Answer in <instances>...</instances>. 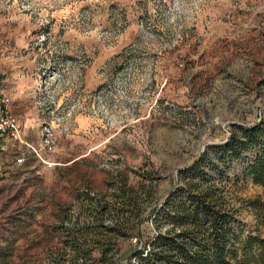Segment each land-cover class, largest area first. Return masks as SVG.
Wrapping results in <instances>:
<instances>
[{"label":"rangeland","instance_id":"374dc122","mask_svg":"<svg viewBox=\"0 0 264 264\" xmlns=\"http://www.w3.org/2000/svg\"><path fill=\"white\" fill-rule=\"evenodd\" d=\"M0 77L19 121L0 132V249L49 264L80 191L154 171L160 200L206 146L264 119V0H0ZM261 194L241 180L228 199L264 238Z\"/></svg>","mask_w":264,"mask_h":264},{"label":"trees","instance_id":"16d2710c","mask_svg":"<svg viewBox=\"0 0 264 264\" xmlns=\"http://www.w3.org/2000/svg\"><path fill=\"white\" fill-rule=\"evenodd\" d=\"M226 140L178 170V183L160 200L154 171L134 172L136 181L118 171L100 193L80 191L77 214L69 204L57 215L61 246L49 264H264V238L244 234L228 199L229 188L250 180L262 194L248 206L264 223V154L252 155L264 147V119L234 126ZM244 159L231 179L228 171ZM132 239L138 245L123 256L121 243ZM0 264H13L3 249Z\"/></svg>","mask_w":264,"mask_h":264},{"label":"built area","instance_id":"2783aa9c","mask_svg":"<svg viewBox=\"0 0 264 264\" xmlns=\"http://www.w3.org/2000/svg\"><path fill=\"white\" fill-rule=\"evenodd\" d=\"M19 127L18 118L11 111V100L0 94V132L17 133Z\"/></svg>","mask_w":264,"mask_h":264},{"label":"crops","instance_id":"0c3cea01","mask_svg":"<svg viewBox=\"0 0 264 264\" xmlns=\"http://www.w3.org/2000/svg\"><path fill=\"white\" fill-rule=\"evenodd\" d=\"M24 78V77H23ZM3 81L1 80V77H0V94H2V95H4V96H6V97H8L7 95H6V93L4 92V89H3V85H1V83H2ZM25 82V81H24ZM26 87H28V86H25V84H19V86H18V88H17V92L20 94V95H22V93H24L26 90H25V88ZM12 110V109H11Z\"/></svg>","mask_w":264,"mask_h":264}]
</instances>
